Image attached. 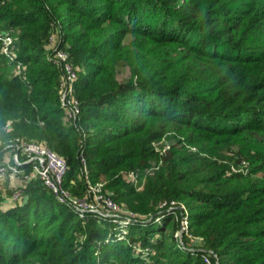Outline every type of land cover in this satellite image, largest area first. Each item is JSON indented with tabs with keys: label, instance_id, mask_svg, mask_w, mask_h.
<instances>
[{
	"label": "trees",
	"instance_id": "1",
	"mask_svg": "<svg viewBox=\"0 0 264 264\" xmlns=\"http://www.w3.org/2000/svg\"><path fill=\"white\" fill-rule=\"evenodd\" d=\"M0 28L14 37V56L0 45V157L44 144L74 197L103 181L145 215L126 239L27 164L26 184L0 181V264H264V0H0ZM58 50L77 72L76 119Z\"/></svg>",
	"mask_w": 264,
	"mask_h": 264
},
{
	"label": "built area",
	"instance_id": "2",
	"mask_svg": "<svg viewBox=\"0 0 264 264\" xmlns=\"http://www.w3.org/2000/svg\"><path fill=\"white\" fill-rule=\"evenodd\" d=\"M0 42L2 44L3 53L7 56H14V53L12 52L14 50V37L12 34L0 28ZM57 55L60 61L63 62L64 66V77L61 83L62 103L63 106L68 108V117L76 119L80 113L79 103L73 97L77 72L73 67V64L70 62L67 52L58 50ZM8 147L12 148V154L9 157L6 155L0 157V180L4 178L6 169L10 172L12 177L14 176L19 179L23 185L31 179L32 174H36L56 195L60 202L76 208L79 212H81V214L86 211H91L106 215L105 213L107 212L104 213L99 209V204H103L104 207L109 208V210H112L114 213L118 211V204L111 197L106 196L101 192L97 196V199L101 200L103 203L101 201L97 204L94 203L96 193L92 192V190H94V187H97L99 183L96 186L90 183V199H77L74 197L65 188V179L69 171V164L64 157L60 156L50 147L32 141H16L7 145V148ZM81 160L85 165V158L82 157ZM27 164L31 166L32 174L30 172H26L24 169V166ZM84 170L88 173L86 166ZM128 177L131 181L135 182V184H138L141 179V172L138 170H132L128 173ZM20 194L21 189L15 190L13 198L17 199ZM114 213L111 216H115ZM133 221L137 220L132 219L130 216H123L120 220L121 223L125 222L127 225ZM206 260L209 261L208 258H206Z\"/></svg>",
	"mask_w": 264,
	"mask_h": 264
},
{
	"label": "rangeland",
	"instance_id": "3",
	"mask_svg": "<svg viewBox=\"0 0 264 264\" xmlns=\"http://www.w3.org/2000/svg\"><path fill=\"white\" fill-rule=\"evenodd\" d=\"M1 47H2V44L0 43ZM174 131H169L167 132L168 136H163L161 138V140L159 142H156L154 143V147H155V150L159 153V155H157V158L154 157L152 160H151V164H154L156 163L158 160V157L160 158V156L162 155L163 152H165L166 150H168L170 147H171V144L174 142L175 138L173 137H170V136H173L174 135ZM156 164H159V162H157ZM152 168V167H151ZM151 168H148V170H150ZM7 169L5 170V173H8ZM6 175V174H5ZM12 177V176H11ZM13 180L17 179L16 177H12ZM1 181V180H0ZM91 181V180H90ZM143 182L142 183H138L137 185V190H141L144 186V183H145V180H142ZM132 182V181H131ZM99 183V185L97 187H94V190H92V192H95L96 193V196H95V199H94V203H98L99 201L101 200H98L97 199V196L99 195V193L101 192L102 194H105L104 192V182L103 181H99V182H96V183H92L94 186H96L97 184ZM132 183H135V182H132ZM100 189V191H99ZM15 199V198H14ZM102 202V201H101ZM103 203V202H102ZM88 204V203H86ZM119 206V205H118ZM99 209L102 210L103 212H106L105 210H108L109 208H106L103 206V204H99ZM118 211L117 212H107L109 214H115V216L112 218L113 220H111L112 222H117L119 223L120 227L119 230H122L123 229V234L125 235V238L128 239V226L127 223L123 222L121 223L120 220L122 219L123 216H130L132 218H135V217H142L144 218L145 215H143L142 213H139L138 211H135L134 209H131V208H128V207H120L117 209ZM128 212H126V211ZM111 215H108V216H111ZM137 220V219H135ZM114 222V223H115ZM184 225L187 226L188 225V222L185 220L184 221ZM150 252V249L149 248H145V253L146 255Z\"/></svg>",
	"mask_w": 264,
	"mask_h": 264
},
{
	"label": "water",
	"instance_id": "4",
	"mask_svg": "<svg viewBox=\"0 0 264 264\" xmlns=\"http://www.w3.org/2000/svg\"><path fill=\"white\" fill-rule=\"evenodd\" d=\"M104 213H105V212H104ZM105 214H106V215H111V214H109V213H105ZM154 216H155V215H154ZM154 216H153V217H154ZM153 217H152V218H153ZM182 232H183V231H181V236H182ZM218 264H219V263H218Z\"/></svg>",
	"mask_w": 264,
	"mask_h": 264
}]
</instances>
